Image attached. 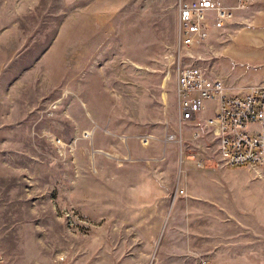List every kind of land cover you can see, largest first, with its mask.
I'll list each match as a JSON object with an SVG mask.
<instances>
[{
  "label": "rangeland",
  "instance_id": "rangeland-1",
  "mask_svg": "<svg viewBox=\"0 0 264 264\" xmlns=\"http://www.w3.org/2000/svg\"><path fill=\"white\" fill-rule=\"evenodd\" d=\"M178 2L0 0V264H264V180L178 122ZM196 50L264 86V0Z\"/></svg>",
  "mask_w": 264,
  "mask_h": 264
},
{
  "label": "built area",
  "instance_id": "built-area-1",
  "mask_svg": "<svg viewBox=\"0 0 264 264\" xmlns=\"http://www.w3.org/2000/svg\"><path fill=\"white\" fill-rule=\"evenodd\" d=\"M251 2L235 0L227 5L226 0H179L172 72L178 122L197 123L209 111L202 122L217 141L219 160L226 167L248 168L264 180V86L232 92L221 80L209 79L202 69L185 63L194 50L205 45L213 28L230 23L235 12Z\"/></svg>",
  "mask_w": 264,
  "mask_h": 264
}]
</instances>
